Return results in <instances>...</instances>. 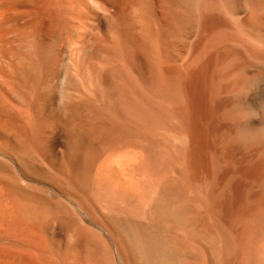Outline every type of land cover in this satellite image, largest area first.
<instances>
[{
    "label": "bare ground",
    "instance_id": "bare-ground-1",
    "mask_svg": "<svg viewBox=\"0 0 264 264\" xmlns=\"http://www.w3.org/2000/svg\"><path fill=\"white\" fill-rule=\"evenodd\" d=\"M251 3L0 0V264H153L170 187L208 232L176 234L182 264H264Z\"/></svg>",
    "mask_w": 264,
    "mask_h": 264
},
{
    "label": "rangeland",
    "instance_id": "rangeland-1",
    "mask_svg": "<svg viewBox=\"0 0 264 264\" xmlns=\"http://www.w3.org/2000/svg\"><path fill=\"white\" fill-rule=\"evenodd\" d=\"M242 4L243 3L241 2V7H244V5H242ZM254 8H255L254 4L251 3L249 9H247V11H248L247 19L248 18H249V20L251 19L250 20L251 23L252 22L256 23V21H257L256 17H252V16L259 12V14L261 15V18H262V19H260V21L261 22L264 21V17H263L264 16V12H260V11L257 12L256 8L255 9ZM244 9H246V8H244ZM250 10H251V13L249 14ZM220 20L222 21L223 24L227 25V22L226 21L223 22L222 18ZM255 161L256 160H254L252 162L253 165L251 167H249L250 168V172L251 171L254 172V170L256 168V162ZM220 165L225 168L223 163H221ZM173 175H170V176L174 177ZM170 176H169V179H171ZM167 177H168V175H167ZM170 189H172V192H171ZM169 193H170L171 196H169L170 200H168V202H163V200H161L162 201V203H161L160 199L157 201L156 209H155V211H154V213L152 215V216H154V218L152 217L153 218L152 220H150L151 219L150 218L151 215L148 218L149 219L148 222H147V218H145L146 220H144L143 215H145V213H146L144 210L142 211L143 215H142V212H139L137 214L138 215L137 216L138 220H140L139 222H141V226H142L143 222H145V223L147 222V223H150V225H147V223L144 224V225H146L147 228H148V226H150V228L151 227L153 228V229L151 228L153 230L151 234H152L153 240H154V242L156 244V251H155V255H154L155 258L153 259V264H182V255L179 252V250L177 249V245H175L176 241L174 239L177 236L176 234L178 232H180L181 230H184L185 228H188V230L186 229V231H188L190 233L189 234L190 236H195L196 237V235L198 234L199 237H200L201 244L203 243L202 245L206 246V243L208 242L207 241L208 240V232H206L204 230V228L202 227V224L199 222L198 218L197 217H193V218L188 217V220H184V216L182 215L183 213L180 212V211H177L178 207H180L178 202H177L178 198H176L178 196V188L170 187L169 188ZM110 203H108V204L110 205ZM165 203H167V204H165ZM166 205L169 206V207H167ZM105 206H106L105 210H107V209L110 208V206L112 208L113 204L110 205L109 208H107V206H108L107 204H105ZM114 206L116 207V205H114ZM118 209L120 211V206H119ZM112 210L114 211V208H112ZM112 210L109 209L107 211L110 214L109 217L114 214ZM115 210H116V208H115ZM122 210H121V212L124 211V210L123 211ZM119 211H117V213L115 215L120 216L121 212H120V215H119V213H118ZM110 212H112V213H110ZM123 213H125V212H123ZM123 213H122L123 216L122 215L121 216L125 217L124 216L125 214H123ZM146 216H149V215H146ZM122 217H121V219H122ZM142 219H143V222H142ZM189 219H192V220H189ZM191 221H192V223H191ZM152 224H153V226H151ZM183 225H185V226H183ZM142 227H144V226H142ZM150 230L148 229L149 232H151ZM191 234H194V235H191ZM139 258H137L138 264H142ZM238 258H244V255H243V257H240V254H239Z\"/></svg>",
    "mask_w": 264,
    "mask_h": 264
}]
</instances>
